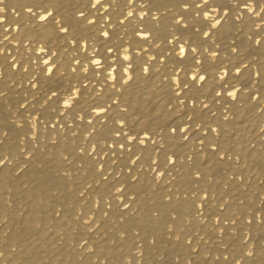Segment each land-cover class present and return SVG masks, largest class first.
<instances>
[{"label": "bare ground", "instance_id": "bare-ground-1", "mask_svg": "<svg viewBox=\"0 0 264 264\" xmlns=\"http://www.w3.org/2000/svg\"><path fill=\"white\" fill-rule=\"evenodd\" d=\"M181 3L182 0H136L134 5L127 7V10H134V15L121 26L119 20L126 14L121 12L125 2L118 0L117 7L110 9V13L116 33L123 37L125 46H130L124 54H129L134 47L137 52L141 48L148 50L145 60L156 55L157 49L149 43H140L141 37L134 35V30L155 31L156 38L151 44L160 43L165 37L172 39L175 34L181 37L180 43L185 47L195 41L193 47L203 44L212 51L218 45L216 51L221 52V56L217 63L223 61L227 67L241 60L249 65V71L253 66L257 70L264 67V31L257 29L255 23L259 18L250 16L239 6L233 10L232 0H211L212 7L229 11V17L206 38L201 34L204 31L202 18L195 17L193 9L184 12ZM258 3L264 6V0ZM29 7L32 13L27 11ZM88 7L89 0H4L0 4V8L5 9L0 17H6L4 26L0 27V39L4 38V27L9 37L0 45V62L7 66L15 56L40 80L39 87L34 89L28 83L27 74L13 69H7L0 80V87L6 92V97H0V131L8 133L6 137L0 135L3 141L0 157L7 158L0 164V252L3 253L0 264H264V223H261L264 221V111L260 110L264 107V83L252 89L260 90V100L235 106L236 118L224 123L226 133L213 141L228 149V154L234 158L228 160L226 157L221 162L214 157L216 162L210 167L197 160L195 166L205 173L204 179L194 178V166H189L185 160L191 145L181 146L176 141L165 144L169 152L180 156L177 168L171 173L175 179L170 184L164 179H153L156 174L148 170L146 160L135 169L139 181L127 180V173L113 180L114 174H109L113 165L106 173L108 182H103L87 151L83 155L77 151L80 147L89 148L85 122L74 123L70 117L61 119L56 110L59 105L43 104L44 93L50 88L58 85L63 90L70 81L76 83L77 78L68 71L76 56L67 44L71 37L57 35L53 26L45 27L33 15L41 14L39 8L52 10L57 19L73 23L72 34L90 37L91 44L103 53L98 42L103 39L99 36V24L93 29L75 23L80 19L77 10L87 11ZM181 15L189 22L187 30L175 24ZM90 18L95 19V13ZM193 23L200 28L199 33L193 30ZM257 39L261 40L260 44L254 42ZM43 46L60 57L57 63L63 64L62 76L45 79L38 68L25 62L44 56L36 51L27 52L26 48ZM165 46L161 43V47ZM233 46L237 47V53L231 52ZM91 51L89 48V53ZM195 71L190 68L189 75ZM249 71L242 73V79H248ZM164 72L165 69L160 68L151 80H138L125 93V99L130 98L133 104L130 112L138 103L140 112L154 108L153 119L141 116L137 130L145 126L156 129L168 119L160 112L168 100L167 85L161 82ZM99 86L98 81H93L89 89ZM211 86L209 81L204 94L209 97L206 102L216 114L211 118L216 122L212 126L216 127L221 122L223 102L212 103L213 93L208 91ZM150 91L156 95L151 105H145L140 97L147 98ZM139 114L133 112V115ZM50 123H56L57 130H52ZM77 123L80 127L77 135H73L69 129L76 128ZM60 124L66 127L60 129ZM33 136L38 139L33 141ZM52 140L57 143L53 145ZM153 155L162 158L160 154ZM236 156L240 159H235ZM113 184L124 188L125 196L115 193L118 199L114 200ZM171 193H175V198L169 202L165 196ZM205 195H209V200L200 209L203 212L200 217L196 215L194 204L204 203ZM124 202L132 206L131 210L123 208ZM105 203H112L113 207L106 209ZM154 208L160 210L158 217L152 216ZM218 219L220 224L216 223ZM170 229H174L175 236ZM154 239L155 244L152 243ZM251 247H255L256 255L246 257L244 253Z\"/></svg>", "mask_w": 264, "mask_h": 264}, {"label": "snow or ice", "instance_id": "snow-or-ice-1", "mask_svg": "<svg viewBox=\"0 0 264 264\" xmlns=\"http://www.w3.org/2000/svg\"><path fill=\"white\" fill-rule=\"evenodd\" d=\"M124 2L125 7L121 9V12H126V14H124L123 19L119 20L121 26L134 15V10H127V7L134 5L136 0H124ZM3 3L4 0H0V4ZM117 4L118 0H89L87 11L78 9L76 12L80 18L75 22L76 25L91 26L95 29L99 24V36L103 39L98 42L104 49L103 53H101L100 48L91 44L90 37L83 34H72L73 23L71 21L64 23L57 19L52 10L39 8L38 11L41 14L33 13L35 18L43 22L45 27L53 26L57 35L70 36L67 44L76 53L68 69L73 77L77 78L76 83L70 81L69 86L63 90L58 85L50 88L44 93L43 104L59 105V109L56 110L61 119L67 120L70 117L74 123L85 122L84 131L90 137L87 141L89 148L86 150L80 147L77 151L82 155L87 151L88 156L94 161L97 175L103 182H108L109 175L106 173L113 165L115 167L112 168V173H109L114 174L113 180H117L118 177L127 173L129 174L126 177L127 180L139 181L135 169L140 168L141 163L146 160L148 170L156 174L153 179H164L170 184L175 179L171 173L173 169L177 168L180 156L176 152H169L165 144H174L176 141H179L181 146L191 145L190 154L185 156V160L189 162V166H194L192 176L197 180L204 179L205 173L200 167L195 166L197 160L210 167L212 163L216 162L214 157L219 158L221 162H224L226 157L228 160L234 158L228 154V149L222 148L219 143L213 141L218 140L220 136L226 133L224 123L236 118L235 112H233L235 106L260 100V90L252 91V89H256L258 84L264 83V67L257 70L253 66V70L249 71V65L243 60L227 67L223 61L217 63L221 56V52L216 51L218 45L212 51L205 48L203 44L193 47L195 41L188 43V46L185 47L184 44L180 43L181 37L175 34H173L172 39L165 37L160 43L151 44V40L156 38L155 31L134 30V35L141 37L140 43H149L150 47L157 49L156 55L145 60L144 56L148 50L141 48L137 52L134 47L129 54H124L128 52L130 46H125L123 37L116 33L110 13V9L117 7ZM237 6L246 10L250 16L254 15L259 18L255 22L256 28L264 31L262 28L264 25V15H262L264 14V6H261L258 0H232L231 8L234 10ZM180 7L184 12L193 9L194 16L202 18L201 27L204 28V31L201 34L206 38L212 36L214 34L212 30L218 29L222 22H226L225 18L229 17V11L223 10L222 7H212L211 0H182ZM4 11V8H0V13ZM27 11L32 13L33 9L29 7ZM93 13H95V19L90 18ZM136 14L139 15V13ZM243 14L244 12H241V15ZM143 18V16L140 17L141 20ZM239 18L236 17V19ZM5 19L6 17H0V27L4 26ZM175 24L184 30L189 28V22L185 15H181L179 19L175 20ZM192 28L195 32H200V28H197L195 23L192 24ZM4 33V38L0 39V45H4V41L9 39L7 27H4ZM254 42L260 44L261 40L257 39ZM161 43L166 46L161 47ZM167 45L172 47L169 49ZM89 48L92 49L91 53H89ZM25 51L44 53V56H38L35 60L25 61L30 66L38 68L43 78L51 80L57 75H63L61 73L63 64L57 63L60 57L47 46L36 49L26 48ZM231 52L237 53V47L233 46ZM108 53L113 55L109 57ZM202 56L204 57L203 60L201 59ZM229 63L231 64V61ZM160 68L165 69L161 76V82L166 83L168 89V100L160 112L168 119L163 124L158 125L156 129L150 130L145 126L143 129L137 130L141 123V116L146 115L149 119H153L154 108H149L147 112H140L138 103L133 112L140 114L133 115V112L129 111L130 108H133V104L130 98L125 99V93L138 80H151L154 73L160 72ZM190 68L196 70L195 74L189 75ZM7 69L22 70L24 74L30 77L28 83L31 87L34 89L39 87L38 76L30 72L29 68L24 67V63L17 60L15 56L11 58L7 66L0 62V80H3ZM244 71H249L246 80L242 79ZM85 80L88 83H85ZM93 81H98L100 86L89 89V84ZM209 81L212 82L211 88L208 89L213 93L211 96L212 103L221 104L223 102L221 122L217 123L216 127L212 126L216 122L211 121V118L216 114L212 111L210 104L206 102L209 97L204 94ZM155 95L154 91H150L147 98L141 95L140 102L151 105L152 97ZM0 97H6L3 87H0ZM260 110L264 111V107H261ZM209 113L210 115H208ZM45 127L47 128L49 125H45ZM65 127L66 124L59 125L60 129ZM79 127L80 125L77 123V127L69 129V131L73 135H77ZM50 128L57 130L58 125L50 123ZM0 135L6 137L8 133L0 131ZM37 139L38 136L32 137L33 141ZM0 143L3 141L0 140ZM51 143L55 145L57 142L52 140ZM221 152L224 155H221ZM153 153L162 155V158H158ZM28 155L31 156L32 153H28ZM5 159L7 158L0 157V164ZM64 159L67 160V157ZM235 159L239 160L240 157L236 156ZM180 166L183 167L184 165ZM239 179L242 180L243 177H239ZM112 188L114 189V200L118 199L115 193L125 196L124 188L118 187L117 184H113ZM174 198L175 193L165 196L169 202ZM132 200L135 203V197H132ZM208 200L209 195H205L204 203L194 204L197 216H203L200 209L204 208ZM96 207L99 208L100 204L97 203ZM112 207V203H105L106 209ZM131 207L127 202L123 203V208L131 210ZM104 215H108L107 211ZM159 215V209H152L153 217ZM175 222L174 218L173 223ZM85 223L88 227H92L87 221ZM216 223L220 224L221 221L218 219ZM232 223L235 224V220ZM249 223L251 224L252 221L250 220ZM96 227L98 228L99 225ZM170 232L172 236H175L174 229H170ZM176 238L179 239L178 236ZM152 243L155 244L156 240L154 239ZM187 243L189 246L192 244L191 240H188ZM2 255L3 253L0 252V256ZM244 255L246 257L255 256V247L249 248Z\"/></svg>", "mask_w": 264, "mask_h": 264}]
</instances>
